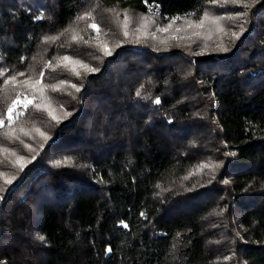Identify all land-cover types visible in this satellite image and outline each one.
<instances>
[{"label": "trees", "instance_id": "trees-1", "mask_svg": "<svg viewBox=\"0 0 264 264\" xmlns=\"http://www.w3.org/2000/svg\"><path fill=\"white\" fill-rule=\"evenodd\" d=\"M145 1L0 0V264H264V0H147L246 13L203 52L125 36Z\"/></svg>", "mask_w": 264, "mask_h": 264}, {"label": "rangeland", "instance_id": "rangeland-1", "mask_svg": "<svg viewBox=\"0 0 264 264\" xmlns=\"http://www.w3.org/2000/svg\"><path fill=\"white\" fill-rule=\"evenodd\" d=\"M249 0H241L240 4H246ZM212 2V1H211ZM227 4L230 0H216L215 3ZM214 3V2H213ZM228 9V8H227ZM242 13L234 11H225L216 13L211 9L206 11L200 19L192 20L190 15L183 16L181 18H173L167 22L160 17L159 14L147 13L144 15H129L125 13L121 17V23L124 30L140 31L139 33L149 34L157 39L160 44L168 46L171 44L183 45L189 43L191 38L195 37L200 38L201 44L204 45L203 48L196 49L197 52L208 51L219 45H224L222 42L226 38L233 37L232 33H239L240 24L239 19L236 18ZM127 16V19L125 18ZM207 17V18H205ZM203 20V25L198 26L200 21ZM96 24V23H91ZM99 31L91 28L92 38L99 42L102 46L109 45L107 44V28L100 27L98 24ZM167 28V31H162L161 29ZM63 57V56H62ZM71 59V57H69ZM62 59V58H61ZM72 61H81L80 59H71ZM58 59L55 60L57 62ZM63 61V60H62ZM84 64H87L85 61H81ZM63 63H66L63 61ZM76 68L80 74L82 72H87L85 69L79 67V65H74L68 63ZM88 65V64H87ZM89 66V65H88ZM91 67V66H89ZM93 68V67H92ZM28 76L23 73L16 78V81L27 80Z\"/></svg>", "mask_w": 264, "mask_h": 264}, {"label": "snow or ice", "instance_id": "snow-or-ice-1", "mask_svg": "<svg viewBox=\"0 0 264 264\" xmlns=\"http://www.w3.org/2000/svg\"><path fill=\"white\" fill-rule=\"evenodd\" d=\"M212 2L215 3L216 0H212ZM230 2H231L232 4H237V5H238V4L241 3V0H230ZM243 6H244V7H251V5H249V4H245V5H243ZM244 15H246V13H240V14L238 15V17H236V18H239V17L244 16ZM84 18H86V17H81V19H84ZM125 18L127 19V16H125ZM205 18H207V17H205ZM203 22H204V21L201 20V21H200V24H199L198 26H202V25H203ZM90 27H92L93 29H96L97 32L99 31L98 26H97L96 24H92V25H90ZM161 30H162V31H167L168 29L165 28V29H161ZM124 35H125V36L128 35V31H127V30L124 31ZM232 36L235 37L236 39L239 38V36H238L237 33H232ZM50 39H51V38H50ZM73 39L75 40L76 37L74 36ZM81 39H82V37H81ZM85 43H87V41H85ZM102 50H103L105 56H110V55L112 54L111 50L107 47V45H104L103 48H102ZM221 50H222V51H228V49H227L226 47H222ZM62 60H63L64 62H66V63H71V64H74V65H79V67L85 69V70L88 71V72H95V71L98 70V69H96V68L89 67L87 64H84V63H82L81 61H78V60H77V61H72V60H71L69 57H67V56L62 57ZM72 71H73L77 76L80 75V73H79L78 71H76V68H75V67L72 68ZM20 75H23V73H20ZM41 75H43V74H41ZM11 81H12V82H15V81H16V77H15V76H12V77H11ZM7 83H8V81H5V84H7ZM23 83H24V84H28V80H25ZM39 83H40V81H36V84H39ZM61 83H64V82L62 81ZM71 86L75 89L76 92H79V91H80V88H79L78 86H76L75 84H73V85H71ZM33 87H35V84H33ZM51 88H52L53 91H59V87H58L57 85H52ZM41 93H43V89H41ZM136 94H137V96H139V95H140V92L138 91ZM17 100H19L18 97H17ZM154 102H155L156 104H159V103H160V100H159V99H156ZM14 103H15V102H14ZM31 103H32V101L29 100V101L24 105V107L27 108V107H28V104H31ZM36 107L39 108L40 105H36ZM12 111H13L12 108H9V109H8V112H9V118H10V119H11V113H12ZM53 119H55L54 116H53ZM0 123H3V122L0 121ZM41 135H43V133H41ZM59 163H61V162L58 161L57 164H59ZM64 163H68V161H65ZM217 167H219V165L203 164V165H200V166H199L198 171H202L204 168H213V169H215V168H217ZM185 178L187 179V177H185ZM5 183H7V184H11V183H12V180H11V179H6V180H5ZM225 183H227V181H225ZM124 226L127 227V225H124ZM37 239L43 241V240H44V237H43L42 235L37 234ZM109 251H111V249H109Z\"/></svg>", "mask_w": 264, "mask_h": 264}, {"label": "built area", "instance_id": "built-area-1", "mask_svg": "<svg viewBox=\"0 0 264 264\" xmlns=\"http://www.w3.org/2000/svg\"><path fill=\"white\" fill-rule=\"evenodd\" d=\"M145 7L148 13L161 14V7L158 2L155 1H145Z\"/></svg>", "mask_w": 264, "mask_h": 264}]
</instances>
